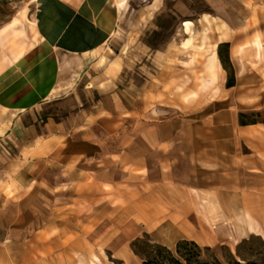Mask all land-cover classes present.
Segmentation results:
<instances>
[{
  "label": "rangeland",
  "instance_id": "374dc122",
  "mask_svg": "<svg viewBox=\"0 0 264 264\" xmlns=\"http://www.w3.org/2000/svg\"><path fill=\"white\" fill-rule=\"evenodd\" d=\"M261 1L114 0L116 27L106 39L88 42L89 46L83 42L78 50L82 54L72 55L63 65L64 87L58 100L28 111L0 110V124L6 123L8 131L17 128L19 139L30 140V128L36 126L41 132L50 117H69L76 125L81 114L101 103L121 102L138 109L160 105L171 113L178 110L186 119V152L177 151L173 161L191 162L190 122L193 120L196 125L197 120L201 122L206 117L204 104L214 102L210 109L220 112V120L230 119V109H223L230 103L231 110L238 112V119L239 113L244 112V121L264 122V65L254 71L239 70L238 61L230 57V43L221 46L220 52L217 44L229 36L231 41L248 43L240 37L248 30L246 20L253 4ZM52 9L50 0H0V28L14 22L12 33L24 31L34 42L38 22L46 19ZM187 20L193 22L191 31L186 30ZM204 30L208 36L203 43ZM215 48L220 61V54L223 57L227 78L218 94L212 88L201 87L202 75H208L207 60ZM240 74L242 79L236 85ZM230 79L235 80L236 86L226 90ZM192 93L196 97L186 99ZM193 104L195 111L191 112ZM216 134L219 137L223 131ZM14 140L13 135H0V161L4 150L7 158L20 156ZM216 147H221L218 140ZM243 151L250 154L246 146ZM78 173L77 168H72L69 176L78 179ZM114 176L118 177V184H95L88 177L81 186L76 183L67 187V196H63L59 192L63 175L54 167L35 178L30 187L4 196L0 201V264H79L80 258L89 261L94 256L98 257V264H124L130 254L125 264H143L146 258H156L159 264H177L170 263L166 252L157 247L161 243L156 236L161 230L143 228L154 227L164 218L152 215L153 206L147 201L169 208L175 206L177 199L169 197L170 192L165 198V192L156 191L163 198L144 201L143 191H151L149 184L144 188L141 180L121 172ZM219 186L216 183L215 190ZM245 186L243 191H234L232 185L231 192L214 199L213 214L210 212L209 218L204 215L209 222H205L207 227L199 225L195 237L187 239L201 248L199 258L194 255L191 264H211L215 258L222 264H264V175L255 179L248 176ZM96 191L101 193L98 198H79L81 193L94 195ZM101 201L99 217L88 215L92 205ZM255 222L261 225L252 228ZM238 231L244 237L236 236ZM164 233L174 231L168 229ZM189 248L196 250L193 245ZM170 249L178 255L176 246Z\"/></svg>",
  "mask_w": 264,
  "mask_h": 264
},
{
  "label": "crops",
  "instance_id": "0c3cea01",
  "mask_svg": "<svg viewBox=\"0 0 264 264\" xmlns=\"http://www.w3.org/2000/svg\"><path fill=\"white\" fill-rule=\"evenodd\" d=\"M50 1L52 12L38 22L34 42H30L33 37L25 36L24 31L12 33L15 28L12 22L0 28L2 111H28L58 100L64 87L61 84L63 65L72 55L82 54L78 50L83 42L89 46L109 37L118 22L114 0ZM251 10L246 20L248 30L240 37L248 43L231 41L230 36L217 42L218 45L230 43V57L241 65L239 70L254 71L264 65V0L253 4ZM250 25L254 28L249 29ZM86 27L93 33L92 37L86 35ZM241 77V74L237 76L236 85ZM226 79L224 73L223 83ZM232 87L225 85L226 90ZM212 103L202 106L206 117L201 122L197 120L196 125L193 120L190 122L191 162L173 161L177 151L186 152V148L183 149L188 129L186 119L178 110L172 114L160 105L138 109L121 102L101 103L81 114L76 125H72L69 117H50L41 132L36 126L30 128V140L19 139L17 128L8 131L6 123L0 124V135H13L20 151V156L12 158H7L5 150L1 151L0 201L6 195L30 187L35 178L49 168L58 167L62 172L63 188L59 192L63 196H67V187L76 183L81 186L88 177L95 184H118L120 181L114 174L121 172L141 180L144 188L149 184L151 191H143L144 201L163 198V194L156 195V191L165 192V198L170 192L169 197L177 199L175 206L169 208L147 201L153 206L152 215H164L154 227L143 225L147 231L161 230L156 236L158 243L170 248L182 239H193L199 225L207 227L204 215L209 218L210 212H214L215 198L231 192L232 185L234 191L245 190L248 176L255 179L264 175V122L240 124L238 112L231 110L230 103L223 108L230 109V119L220 120V112L210 109ZM192 111H195L194 104ZM218 131H223L220 138ZM216 140L220 149L216 147ZM179 142H182L181 147ZM243 146L248 147L249 155L243 151ZM72 168L79 170L78 179L70 178ZM216 183L220 184L218 190L214 188ZM100 196L96 191L94 195L81 193L79 198L88 200ZM262 197L260 191V206ZM101 204L102 201L95 202L87 214L99 217L97 210ZM254 219L257 221V217ZM260 225L255 222L251 227ZM168 229L174 233L165 234ZM239 231L236 236L244 237ZM228 232L232 234L230 229ZM130 255L124 258L125 262Z\"/></svg>",
  "mask_w": 264,
  "mask_h": 264
},
{
  "label": "bare ground",
  "instance_id": "6f19581e",
  "mask_svg": "<svg viewBox=\"0 0 264 264\" xmlns=\"http://www.w3.org/2000/svg\"><path fill=\"white\" fill-rule=\"evenodd\" d=\"M12 25H14V22L12 23ZM192 25H193V22L190 20H187L185 22L186 30L191 31ZM84 31L87 36H91V37L93 36V33L87 27L84 29ZM207 36H208L207 30H204L203 36H202L203 43L207 39ZM206 71L208 75L207 76L202 75V78H201L202 89L206 90V89L212 88L214 90V93L218 94L222 89V83L224 79L225 70L222 65V62L217 57L216 48L212 50V53L207 60ZM219 80L221 81L220 84L218 83ZM195 97H196L195 93H192L190 96L187 95L186 99H194ZM247 216L250 218L249 214H247ZM98 260L99 259L97 256L96 257L94 256V258H92L89 261H87L85 258H80L78 263L79 264H98Z\"/></svg>",
  "mask_w": 264,
  "mask_h": 264
},
{
  "label": "trees",
  "instance_id": "16d2710c",
  "mask_svg": "<svg viewBox=\"0 0 264 264\" xmlns=\"http://www.w3.org/2000/svg\"><path fill=\"white\" fill-rule=\"evenodd\" d=\"M221 46H229V43L220 44L218 52H220V47ZM220 58H221V62L223 64L224 68H226V66L224 64L223 57L221 56V54H220ZM234 81H235L234 79L228 80L227 81V86L228 87L233 86L235 84ZM245 116H246V114L244 112H240L239 113L240 124L245 125V124L259 122V121L246 122V121H244V117ZM188 245H193L196 250L193 251L190 248L187 250ZM157 247H158L159 250H164L166 252L168 261L170 263H177V264H184L183 260L186 261L187 264H191L192 263L191 259L194 257V255L195 256L197 255L198 256L197 259H198L199 256H200V251H201V248L194 241H190V240H187V239H182V240L178 241V243L176 244V252H177L178 255H174L172 250L169 247H167V246H165L163 244H158ZM133 249H134V251L136 253H138L136 251V249H135V246H134ZM198 261H200V260H198ZM143 264H159V262L156 260V258H153V259L146 258L144 260ZM211 264H222V263L215 258L214 261ZM237 264H240V263L237 262ZM245 264H248V263H245Z\"/></svg>",
  "mask_w": 264,
  "mask_h": 264
}]
</instances>
